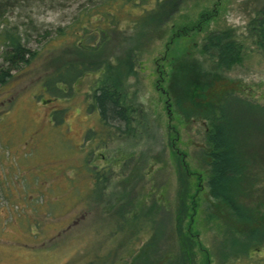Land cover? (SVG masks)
<instances>
[{
  "label": "rangeland",
  "instance_id": "1",
  "mask_svg": "<svg viewBox=\"0 0 264 264\" xmlns=\"http://www.w3.org/2000/svg\"><path fill=\"white\" fill-rule=\"evenodd\" d=\"M85 1L64 0L55 9L32 8L25 17L19 18V22L30 25L32 21L37 27L52 30L65 27ZM91 1L96 0H89V4ZM212 1H186L175 14L174 21L183 23L195 19L202 9L212 5ZM263 3L264 0H219L218 14L208 27L180 39L167 60L159 62L163 63L161 69L165 72L161 80L156 58L164 52L165 39L154 40L138 54L135 74L129 77L127 92L141 110V123L136 127L135 135L111 141L105 150L93 155L90 166L103 171L107 180L102 185V199L94 196L89 199V204L72 199L73 193L77 195L80 190H71L68 179L78 176L66 166L79 164L87 150L84 132L92 125L93 119L85 112V92L94 86L98 74L85 75L69 97L50 106L41 103L34 93H38L41 80L58 65L57 59L53 62L49 58L37 61L0 87V115L4 118L0 120L3 128L0 130V264H86L94 253L104 254L109 249L108 261L132 264L135 254L128 255L125 247L119 248L121 237L107 238L116 224L114 216H111L114 206L129 194L125 192L129 186L123 187L122 182L133 183L134 190L141 194L135 198L136 213L141 211V214L152 201L159 206V217L164 224L160 236L162 251L168 257L175 256L179 251L174 221L179 181L168 143V126L175 128V147L185 154L189 167L201 178L199 182L195 176L191 178L192 183L196 182L200 188L192 227L203 245L202 249L194 250V264H206L207 250L209 264H241L238 259L231 262L230 257L223 261L216 247L222 224H235L243 231L252 225L264 229V118L244 107L233 109L237 119L235 132L249 160L245 172L249 183L243 185L237 196L238 202L249 213V220L239 221L222 202L208 194L207 122L193 113L205 104L204 95L206 101L208 97L217 99L226 94V97L242 98L264 106V54L255 44L249 27L251 18ZM226 28L233 29L235 38L243 44V60L231 70L220 72L212 69L199 53V48L209 31ZM28 32L32 48L44 43L45 40L40 39L32 28ZM93 45L98 46V43ZM46 51L50 54L49 50ZM55 108H66L61 130H66L67 141L47 136V122ZM189 111L191 114L186 117ZM38 132L42 133L40 139L36 144L31 143L35 141V135L31 134ZM79 146H84V151L71 154ZM61 153H70V157L53 156ZM119 160L128 165H108ZM58 164L61 170L55 169ZM33 180L35 183L38 181V187H34ZM74 180H78L80 186L83 182L84 186L92 185L87 173ZM41 194L48 199L46 203L45 199L42 200L44 205L37 203ZM23 198L27 200L23 201ZM143 201L146 203L144 208ZM47 206H50L51 213ZM22 224H41V228H37L42 234H30ZM138 235L141 241L133 247L140 250L150 234L145 228ZM261 252L264 254V249Z\"/></svg>",
  "mask_w": 264,
  "mask_h": 264
},
{
  "label": "trees",
  "instance_id": "2",
  "mask_svg": "<svg viewBox=\"0 0 264 264\" xmlns=\"http://www.w3.org/2000/svg\"><path fill=\"white\" fill-rule=\"evenodd\" d=\"M88 1L83 3V7L69 24L52 30L37 27L32 21L30 25L24 21L19 22V18L25 17L32 8L55 9L57 5L63 4L64 0H0V87L8 84L16 73L37 61L49 58V61L53 62L57 59L58 65L41 80L38 93H34L41 103L50 106L62 98L69 97L82 77L90 73L98 74L94 86L85 92V112L93 119L92 125L84 132L87 150L79 164L66 166L72 168L78 177L86 176V173L90 177L91 186H84V182L80 186L78 180H74L78 177L68 179V187L71 190L74 188L80 190L77 195L73 193L72 199L84 204H89V199L94 196L102 199L104 196L102 185L104 186L107 180L103 171L100 172L90 166L93 155L105 150V146L111 141L117 142L135 135L136 127L141 123L139 117L141 110L134 100L128 97L127 92L129 77L135 74L138 54L154 40L165 39L164 52L158 59L156 58L159 77L160 80L163 79L165 74L161 69L163 63L159 62L167 60L180 39L205 30L209 22L217 16L219 6V0H213L212 5L202 9L195 19L179 23L174 21L175 14L188 0H96L90 4ZM14 16L17 17L16 20ZM168 24L171 26L168 27ZM249 27L255 44L264 54V3L251 18ZM31 28L40 39L45 40L40 47L32 48L29 44L28 30ZM94 43H98V46H94ZM243 49V44L234 36V30L226 28L209 31L203 39L199 53L209 62L212 69L224 72L242 63ZM46 50H49L50 54H47ZM204 101L205 104H201L193 115L207 122L205 157L209 166L208 194L222 202L237 220H249V213L237 200L243 185L249 183L245 174L249 160L235 132L237 119L233 115V109L235 110L234 107L237 106L241 109L244 107L248 112L257 113L264 118V106L252 104L242 98L226 97V94L217 99L208 97L207 101L204 95ZM65 110L66 108H55L50 112L47 136L68 140L65 138L66 130H61ZM190 114V111L187 112L186 117ZM2 119L4 118L0 115V120ZM0 130H3L1 126ZM41 134L39 132L31 134L33 137L35 135V141L31 143L36 144ZM175 136V128L168 126V143L176 163L179 181L178 204L174 214L179 251L171 257L162 251L160 236L164 231V224H161L160 208L156 202L152 201L144 208L146 203L143 201V214H140L141 211L136 213L135 198L141 194L134 190L136 187L133 183L128 185L122 182L123 187L129 186L126 188L128 190L125 189L129 194H125L114 206L111 216H114L116 224L107 238L121 237L118 241L119 248L125 247L128 255L135 254L132 264H194V250L203 247L192 227L197 192L200 188L196 182L192 183L191 178L195 176L198 182L201 178L189 167L184 158L185 154L175 147ZM83 147L79 146L71 154H80L84 151ZM67 154L53 156L70 157V153ZM117 164L120 167L128 165L121 160L108 165L112 167ZM55 169L62 168L58 164ZM33 181L34 187H38V181L36 183ZM43 195L37 198V203L43 204L44 199L45 203L48 202ZM26 200L23 198V201ZM32 203L34 204L31 201ZM46 208L51 213L50 206ZM22 226L30 234L34 233L37 236L42 234L38 229L41 228V224ZM145 228L150 234L149 238L141 244V249L137 250L133 245L141 241L138 233ZM169 230L173 231L171 226ZM216 248L223 261L230 257L231 262L238 259L241 264H264V254L261 252L264 249V229L252 225L243 231L238 225L222 224ZM110 250L104 254L94 253L86 264H113L111 260H107ZM205 259L206 264H209L208 250L205 251ZM117 264H121V261Z\"/></svg>",
  "mask_w": 264,
  "mask_h": 264
}]
</instances>
